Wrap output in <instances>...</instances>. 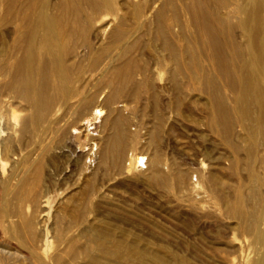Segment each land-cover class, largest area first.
I'll return each mask as SVG.
<instances>
[{"label":"rangeland","instance_id":"374dc122","mask_svg":"<svg viewBox=\"0 0 264 264\" xmlns=\"http://www.w3.org/2000/svg\"><path fill=\"white\" fill-rule=\"evenodd\" d=\"M139 1L150 13L163 0ZM41 2L49 5V16L58 11L59 0ZM176 2L184 24L186 4ZM112 7L87 35L92 51L82 40L74 42L80 45L71 56L75 77L94 72L97 52L103 64L120 54L111 32L123 11ZM89 8L83 3L86 13ZM1 14L0 32L10 28ZM155 26L153 22L143 31L130 53L141 66L137 79L151 69L154 89L127 81L108 101L113 90L103 88L104 104L88 108L81 121L73 111L70 120L79 122L62 137L52 121L65 107L58 104L34 118V108L21 100L22 91L4 85L9 78L0 70V264H87L90 254L106 264H146L153 256L170 264H264V123L257 119L259 107L252 106L253 118L242 114L236 91L208 67L207 59L202 62L209 71L198 69L201 86L187 56L189 63L176 78L181 98L173 104V63L152 35ZM243 32L241 27L234 31L246 44ZM9 61L0 60V69ZM239 61L246 63L245 58ZM115 126L124 151L106 158L100 151Z\"/></svg>","mask_w":264,"mask_h":264},{"label":"bare ground","instance_id":"6f19581e","mask_svg":"<svg viewBox=\"0 0 264 264\" xmlns=\"http://www.w3.org/2000/svg\"><path fill=\"white\" fill-rule=\"evenodd\" d=\"M115 1L119 7L112 0H59V5L55 3L58 11L56 9V12L51 13L53 10H50L51 15L49 16V5L40 3V0H0L2 21L6 23L5 26L10 25L9 29L6 30L5 28L0 32V43L3 44V48L0 49V60L8 59L12 61H9L8 64L4 63V66L1 65V67L3 66L0 69L2 74L9 78L8 84L4 85H7L11 90L22 91L20 93L22 94L21 100L23 98V101H26L27 107L31 105L32 110L34 108V112L32 111L34 118L49 114L58 104L61 105V108L65 107V112L61 116L57 115L59 117L52 121L54 126H59V129H57L61 131L62 137L67 135L70 128L79 122L76 123L75 120L72 119L75 122L70 120L73 111L78 114V118L75 119L81 121L85 117L88 108L104 104L105 100L100 99L103 88L109 87L110 90H113L108 101L115 97V91L118 92L120 89H117L127 81H131L139 89L143 86L154 89L151 69L148 70V73H141L142 79L138 80L136 74H138L141 66L137 58L130 56L143 31L147 33L154 22L156 29L154 33L152 32V35L162 41V47L167 51V55L173 63V72L170 71L175 92L173 104L177 106L181 98V87L176 78H180L178 74L183 71L185 64L188 62L184 61L186 60L184 57L189 58L190 63L188 62V65H190L189 67L193 72V79L197 81L201 78L200 74V78L198 76V69L207 66L203 64L202 60L207 59L209 62L208 67H214L221 76L227 79L229 86L236 91L238 110L247 117L253 118L251 108L256 104L260 110L257 119L260 123H264V0H240L239 3L230 0L231 4L227 3V0H180L185 2V13L188 15V22L184 24L181 23L184 21L181 20L180 22L176 2L178 0H163L156 11L150 12L153 18L148 13L147 5H143L139 0ZM83 3L90 6L89 13L84 11ZM232 3L236 4L233 6ZM113 5L116 7L115 9L123 11L119 15L116 28L111 32L112 39L118 42L115 45L116 48H121L120 54L110 57L111 60L109 62L105 60L108 63L103 64L100 56L96 57L100 51L97 52L93 59L95 64L90 63L94 67V72L87 78L81 73H79L81 77H77L78 75L75 77L71 56L80 45L76 47L74 42L80 39V41H83L82 45L88 51H92L87 35L96 21L109 14L108 10ZM180 6L182 7V5ZM52 8L55 7L52 6ZM169 10H171V13H169ZM236 27H241L244 31L246 44L241 43L235 35ZM136 33H138L137 36ZM79 55L76 57H81L80 61L82 62L84 58ZM204 57L205 59H203ZM240 58L246 59L244 65L239 63ZM85 59L88 60L87 57ZM77 68L83 69L82 64L77 65ZM85 70L86 68H84ZM206 70H208L207 67ZM51 71H54L53 74L56 76L53 75L55 78L52 81L50 80L52 77H49ZM105 76L108 78L107 81L104 78ZM212 79L211 77V81ZM215 79L218 83L216 77ZM204 80L208 83V86L213 85L210 80ZM201 83L203 82L201 81ZM207 83L205 84L207 85ZM135 85L134 87H136ZM217 93L219 94V92ZM156 99L157 96L154 94L155 102ZM228 103L226 102V104ZM13 118L17 119V115L13 114ZM225 124L227 125V122ZM253 125L255 126L254 123ZM261 125L263 126V124ZM58 130L55 131L54 129L53 131L58 133ZM262 132L264 131L262 130ZM227 143L229 142L227 141ZM122 147L121 132L115 126L114 131L107 136L106 144L101 149L100 154L104 157L112 154H123L124 149ZM234 148L237 149L238 146ZM257 216L259 217L258 214ZM100 231H96L98 235L101 234ZM152 258L151 263L146 264H170L158 256ZM88 259L87 264H106V261L103 262L95 255H88ZM140 264L145 263L140 262Z\"/></svg>","mask_w":264,"mask_h":264}]
</instances>
